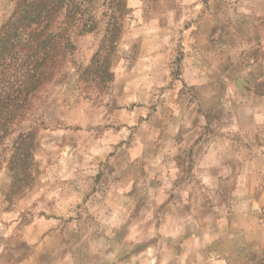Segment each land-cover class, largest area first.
<instances>
[{
  "label": "clouds",
  "instance_id": "clouds-1",
  "mask_svg": "<svg viewBox=\"0 0 264 264\" xmlns=\"http://www.w3.org/2000/svg\"><path fill=\"white\" fill-rule=\"evenodd\" d=\"M141 2L157 29L151 42H129L113 55L99 44L103 31L88 30L99 19L89 0H75L80 10L71 18L70 4L57 14L49 32L62 38L48 56L38 54V69L30 67L31 30L0 56L7 127L6 136L0 129V200L10 195L9 164L22 135L32 137L31 177L69 156L84 161L63 177L76 189L73 219L61 214L55 242L52 233L40 240L23 226H0V264H42L45 253L43 264H109L118 226L96 224L91 205L110 212L145 191L153 199L191 191L194 204L212 207L176 264H264V0ZM85 31L99 44L96 62L80 47ZM132 184L139 190L132 198L110 195ZM92 232L103 243L89 239Z\"/></svg>",
  "mask_w": 264,
  "mask_h": 264
},
{
  "label": "rangeland",
  "instance_id": "rangeland-1",
  "mask_svg": "<svg viewBox=\"0 0 264 264\" xmlns=\"http://www.w3.org/2000/svg\"><path fill=\"white\" fill-rule=\"evenodd\" d=\"M15 1L0 0V7L7 8V11L0 14L2 24L11 15ZM127 5V16L123 19V33L116 52L121 47H128L129 42L133 48L145 41L151 42L157 30L154 23L144 19L141 0H127ZM99 44L92 33H86L80 47L93 58ZM73 160L74 155L63 158L60 168L51 173L39 171L32 186L23 191L22 195L11 198L4 196L0 200V226L12 231L23 226L30 237L40 240L52 233L49 239L55 242L56 233L53 229L59 228L61 214L69 221L73 219L67 213L71 210L76 189L72 187L69 179L63 177L70 175L76 164L84 163L83 159L75 160V163ZM86 179L87 176L83 177V180ZM156 186L157 182L154 181L151 187ZM10 187L11 185L8 191ZM138 191L136 184H132L130 190L120 188L118 192H110V195L114 199L119 195L132 198ZM154 195L155 199L145 191L141 199L135 200L131 206L125 204L121 207V202L117 200L110 212L95 204L91 205L90 216L96 224L110 222L118 226L113 231L117 233L114 247H118L119 251L109 264H176L175 258L185 251L182 246H191L195 225L205 222L212 215V207L207 201L194 204L191 191L184 195L174 191L171 194L163 192ZM89 239L103 243L102 233L92 232ZM42 255L45 256L41 257L43 264L47 261V254Z\"/></svg>",
  "mask_w": 264,
  "mask_h": 264
},
{
  "label": "trees",
  "instance_id": "trees-1",
  "mask_svg": "<svg viewBox=\"0 0 264 264\" xmlns=\"http://www.w3.org/2000/svg\"><path fill=\"white\" fill-rule=\"evenodd\" d=\"M89 3L91 11L97 13L99 19L95 21L92 18V27L88 30H100L102 28L106 36L104 42L101 40L100 44L107 45L109 50L115 55L123 33V19L127 16V0H89ZM69 4L71 6L69 7L68 15L71 18L76 11L80 10L79 5L75 4V0H16L11 15L0 27V56L13 52L20 44L22 35L31 30V35L36 42L37 58L33 60L30 67L38 69L40 65L38 54L43 52L45 56H48L49 48L54 51L58 38H62V33L54 34L49 32V29L52 28L60 10ZM85 28H88L87 22L85 23ZM86 33L92 32L85 31L84 34ZM99 50L100 48L98 47L96 53ZM96 53L93 56L94 62H96ZM10 99V97L5 98V107H7ZM0 129L3 130L4 136H6V121L0 123ZM2 139L3 136H0V140ZM31 141V136L25 137L22 135L14 145L15 151L9 164V170L13 174V184L10 187L8 198L30 188L35 180V176L31 177L28 171L27 163L30 155L29 149L32 147Z\"/></svg>",
  "mask_w": 264,
  "mask_h": 264
}]
</instances>
